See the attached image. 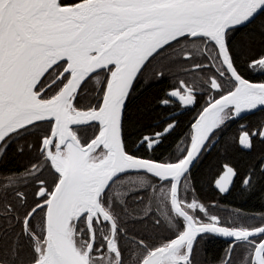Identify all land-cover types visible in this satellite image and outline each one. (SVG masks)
<instances>
[{"label": "snow or ice", "instance_id": "obj_1", "mask_svg": "<svg viewBox=\"0 0 264 264\" xmlns=\"http://www.w3.org/2000/svg\"><path fill=\"white\" fill-rule=\"evenodd\" d=\"M0 264H264V0H0Z\"/></svg>", "mask_w": 264, "mask_h": 264}, {"label": "trees", "instance_id": "obj_2", "mask_svg": "<svg viewBox=\"0 0 264 264\" xmlns=\"http://www.w3.org/2000/svg\"><path fill=\"white\" fill-rule=\"evenodd\" d=\"M235 127L237 126H234V129ZM260 206L261 204L258 200H245L237 197L235 199L230 198L228 201H225L219 211L222 216L228 218L235 208H241L242 210L246 211H253L258 210ZM213 250H215V246H213Z\"/></svg>", "mask_w": 264, "mask_h": 264}]
</instances>
